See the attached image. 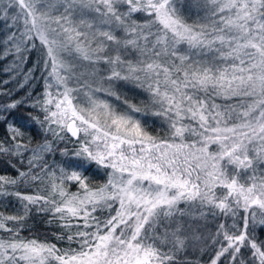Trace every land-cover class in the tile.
Returning a JSON list of instances; mask_svg holds the SVG:
<instances>
[{
    "label": "snow or ice",
    "instance_id": "snow-or-ice-1",
    "mask_svg": "<svg viewBox=\"0 0 264 264\" xmlns=\"http://www.w3.org/2000/svg\"><path fill=\"white\" fill-rule=\"evenodd\" d=\"M190 6L203 12L192 24L184 0H0L5 71L37 51L44 73L42 94L0 103V156L17 171L0 175V198L20 205L0 213V264H264V0ZM21 107L38 114L10 119ZM33 124L45 138L30 147ZM93 166L107 170L98 187ZM33 211L66 248L20 235Z\"/></svg>",
    "mask_w": 264,
    "mask_h": 264
},
{
    "label": "trees",
    "instance_id": "trees-1",
    "mask_svg": "<svg viewBox=\"0 0 264 264\" xmlns=\"http://www.w3.org/2000/svg\"><path fill=\"white\" fill-rule=\"evenodd\" d=\"M184 17L189 24L195 23L196 19L193 16H188L184 13ZM10 23V21L8 22ZM14 30V29H13ZM9 32V29L5 26V22L0 20V39L6 37V34ZM11 45H9L10 47ZM4 48L3 44H0V93H10V95H0V103H6L17 99L26 98L31 93V98H35L43 93L44 91V73L40 65L36 62L40 59L41 54L37 51H33L28 54L27 62L20 67V71L16 72L15 69L12 71H5V69L13 68V60L15 59L14 55H9L8 57H3L2 49ZM36 65L35 70L32 73L30 79L27 82L24 80L25 73L29 69H32ZM8 81V83H4ZM120 84V82H117ZM23 85V86H21ZM123 87V86H120ZM119 92V91H118ZM107 97V96H106ZM123 97L130 100V102L140 105L142 102H147V93L143 92L141 89L132 86H129L127 90H123ZM110 102L113 104L119 105L118 101H115L112 97H107ZM122 107V106H120ZM28 111H33V114H38L32 109L21 107L18 110H15L13 116L10 117L18 118L23 113ZM146 130L153 136L166 137L168 129L166 124L160 119L155 117H149L143 121ZM17 124L19 125V120L17 119ZM25 131V140H31L30 147H34L37 144L43 142L44 134L37 125H31L28 128L24 129ZM8 131L3 123H0V140L6 139ZM52 139L51 136L48 137ZM75 138L71 140L66 139L63 142H58L60 148L67 147L69 150H72L76 145L74 143ZM50 161L52 159L59 160L60 156L57 155L53 157H46ZM15 163V161H13ZM17 167H20L17 165ZM107 170L98 169L93 166L86 175L89 178V183L93 187H98L107 181ZM0 175H5L8 177L17 176V171L15 168H12L6 157L0 156ZM44 187V186H39ZM17 190L25 193H32L37 190L36 186L28 187L23 186L19 187ZM70 191H75L76 187L73 185ZM46 194V193H45ZM0 213H3L5 216L8 215H18L20 213V205L14 197H2L0 198ZM50 217L44 213H37L35 211L29 216L26 221L27 227L20 233L24 238L35 237L41 241H47L49 243H56L58 247L66 248L67 244L65 242L57 241L56 234L59 232L58 227L53 224H48L47 221ZM9 226H12L11 223ZM0 236L7 238V233L0 232Z\"/></svg>",
    "mask_w": 264,
    "mask_h": 264
},
{
    "label": "rangeland",
    "instance_id": "rangeland-1",
    "mask_svg": "<svg viewBox=\"0 0 264 264\" xmlns=\"http://www.w3.org/2000/svg\"><path fill=\"white\" fill-rule=\"evenodd\" d=\"M184 2H185V5H186V7H185V9H184V13H185L186 15H188V16H193L194 19H196L195 21L197 22V21L200 19V17L203 16V12H202L200 9H197V8H194V7H191V6H190V5L192 4L193 0H184ZM201 22H202V21H201ZM182 47H184V46H182ZM130 58L135 59L134 56H132V57H130ZM118 82H120V84L116 83V84L114 85L115 90H116L117 92L119 91V93H121L122 96H123V90H124V89L127 90V88H128L129 86H132V85H131V84H128V83H126V82H123V81H118ZM120 86H123V87H120ZM97 95H99L100 98H102V99H108V98H107L105 95H103V94H97ZM216 102H217V103H223V101L220 100V99H217ZM229 103H234V101H230ZM213 147H214V146H213ZM181 207H183V205H181Z\"/></svg>",
    "mask_w": 264,
    "mask_h": 264
}]
</instances>
